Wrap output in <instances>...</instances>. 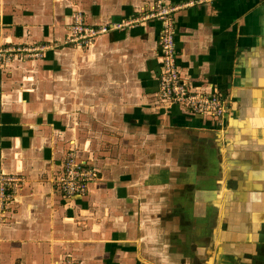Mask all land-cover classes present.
Returning <instances> with one entry per match:
<instances>
[{
	"label": "crops",
	"instance_id": "obj_1",
	"mask_svg": "<svg viewBox=\"0 0 264 264\" xmlns=\"http://www.w3.org/2000/svg\"><path fill=\"white\" fill-rule=\"evenodd\" d=\"M158 0H0V43L46 44L0 66V173L20 177L0 264H264V0H164L193 92L223 122L159 96L162 24L74 49L76 12L101 26ZM95 170L67 197V153ZM166 248V249H165Z\"/></svg>",
	"mask_w": 264,
	"mask_h": 264
},
{
	"label": "built area",
	"instance_id": "obj_2",
	"mask_svg": "<svg viewBox=\"0 0 264 264\" xmlns=\"http://www.w3.org/2000/svg\"><path fill=\"white\" fill-rule=\"evenodd\" d=\"M189 5L170 7L164 0H158L150 12L125 19L121 18L101 26H90L87 24L84 14L76 12L70 27L71 34L66 43L74 49L84 48L105 34L132 29L148 21L160 22L162 34L159 43L162 49L163 74L159 84V96L165 102L172 103L194 115L206 114L223 122L227 114V102L216 96L191 91L186 86L179 71L176 26L172 17L177 9ZM50 49L51 47L46 44L13 45L0 43V66L20 58L26 60L43 59ZM97 180V172L80 161L76 150H70L65 157L62 174L58 180L60 192L67 197L87 196L91 191V185ZM23 184L24 181L18 176L0 173V226L7 211L19 197L18 192Z\"/></svg>",
	"mask_w": 264,
	"mask_h": 264
},
{
	"label": "rangeland",
	"instance_id": "obj_3",
	"mask_svg": "<svg viewBox=\"0 0 264 264\" xmlns=\"http://www.w3.org/2000/svg\"><path fill=\"white\" fill-rule=\"evenodd\" d=\"M166 249V248H165ZM176 264V263H175Z\"/></svg>",
	"mask_w": 264,
	"mask_h": 264
}]
</instances>
